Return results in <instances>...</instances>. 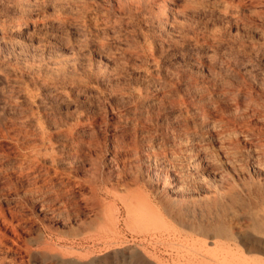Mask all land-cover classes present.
<instances>
[{"label":"rangeland","instance_id":"rangeland-1","mask_svg":"<svg viewBox=\"0 0 264 264\" xmlns=\"http://www.w3.org/2000/svg\"><path fill=\"white\" fill-rule=\"evenodd\" d=\"M263 227L264 0H0V264H264Z\"/></svg>","mask_w":264,"mask_h":264},{"label":"bare ground","instance_id":"bare-ground-1","mask_svg":"<svg viewBox=\"0 0 264 264\" xmlns=\"http://www.w3.org/2000/svg\"><path fill=\"white\" fill-rule=\"evenodd\" d=\"M25 25V24H24ZM17 28V27H16ZM17 30V29H16ZM16 37V36H15ZM23 95V94H22ZM25 99V97H24ZM27 99V98H26ZM30 99V98H29ZM45 203V202H44ZM69 203V202H68ZM46 204V203H45ZM60 204V203H59ZM41 206V205H40ZM67 207V206H66ZM40 209V208H39ZM62 213V212H61ZM262 216V215H261ZM263 219V217H262ZM263 221V220H262ZM256 223L259 225L260 222L257 220ZM254 225V224H253ZM110 226V224H109ZM213 227V226H212ZM254 227V226H253ZM109 228V227H107ZM256 229V228H255ZM261 229V228H260ZM264 232V227L262 228ZM211 231L215 235H228L230 230L224 227V225H219L215 226L211 229ZM102 236V235H101ZM105 237V236H104ZM248 251H253V252H259V253H264V244L263 243H257L254 240H250L249 238H244V243H243ZM201 250V249H200ZM199 252V251H198ZM201 252V251H200ZM205 253V252H204ZM203 254V253H202Z\"/></svg>","mask_w":264,"mask_h":264}]
</instances>
